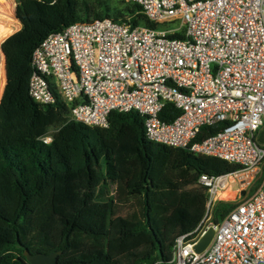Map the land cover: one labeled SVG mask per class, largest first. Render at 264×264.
<instances>
[{"label":"trees","instance_id":"trees-1","mask_svg":"<svg viewBox=\"0 0 264 264\" xmlns=\"http://www.w3.org/2000/svg\"><path fill=\"white\" fill-rule=\"evenodd\" d=\"M16 1L22 28L1 45L0 264H30L26 251L60 253L59 264H173L176 240L207 213L205 194L185 187L237 166L150 141L135 111L113 112L107 128L91 127L71 121L63 102L41 106L29 93L33 53L50 34L104 19L156 25L139 5L121 0ZM180 113L168 104L160 117L172 121ZM223 127L203 128L196 141ZM263 133L256 135L261 147ZM50 134L47 145L41 138ZM206 159L225 162L226 170L206 166ZM259 184L260 177L252 190ZM241 201H219L213 221L220 223ZM126 202L135 210L121 216Z\"/></svg>","mask_w":264,"mask_h":264},{"label":"built area","instance_id":"built-area-1","mask_svg":"<svg viewBox=\"0 0 264 264\" xmlns=\"http://www.w3.org/2000/svg\"><path fill=\"white\" fill-rule=\"evenodd\" d=\"M121 1L139 5L156 27L104 19L50 34L32 56L30 96L41 106L63 102L71 121L91 127L135 111L150 141L236 165L199 177L207 213L176 240L173 264H264V146L256 142L264 128V0ZM168 104L181 113L163 121ZM218 124L221 131L196 141ZM228 190L234 197L222 198ZM237 200L213 221L219 201ZM211 228L210 245L197 252Z\"/></svg>","mask_w":264,"mask_h":264},{"label":"bare ground","instance_id":"bare-ground-1","mask_svg":"<svg viewBox=\"0 0 264 264\" xmlns=\"http://www.w3.org/2000/svg\"><path fill=\"white\" fill-rule=\"evenodd\" d=\"M15 0H0V15L6 17L8 22L0 23V98L3 92L4 78H3V62L4 57L1 50L2 43L7 40L10 36L15 33V30L12 27V23H18L19 20L15 19ZM14 26V25H13ZM222 198H227L229 196L234 197L228 190L227 192L221 193Z\"/></svg>","mask_w":264,"mask_h":264},{"label":"rangeland","instance_id":"rangeland-1","mask_svg":"<svg viewBox=\"0 0 264 264\" xmlns=\"http://www.w3.org/2000/svg\"><path fill=\"white\" fill-rule=\"evenodd\" d=\"M15 2H16V4H15V11H14V16H15V19L16 20H18L17 18H16V7H17V1L15 0ZM5 22H8V19L6 20V17H4V16H2V15H0V23H5ZM14 25V26H13ZM173 26V25H172ZM12 27H13V29L15 30V33H17L18 31H20L21 30V28H22V25H21V23L20 22H16V23H12ZM162 27H165V26H162ZM14 33V34H15ZM13 34V35H14ZM11 37V36H10ZM6 41V40H5ZM4 41V42H5ZM3 42V43H4ZM55 132V134H58L57 133V131H54ZM262 137L264 138V133L262 134ZM205 162V165L206 166H208V165H210V167L211 168H214V167H217L216 165H215V163H217V164H223V163H225V162H223V161H217V160H205L204 161ZM216 170H218V171H225L226 170V168H225V164H223V166H221V167H219V168H217ZM184 190H192V191H198V192H202L199 188H198V186L197 185H194V184H192V185H189L188 187H185V189ZM230 191V193L232 194V195H234L232 192H231V190H229ZM135 210V206H134V204H132V202H126V203H123V204H120L119 205V208H118V214L119 215H121V216H128L129 214H131L133 211Z\"/></svg>","mask_w":264,"mask_h":264},{"label":"water","instance_id":"water-1","mask_svg":"<svg viewBox=\"0 0 264 264\" xmlns=\"http://www.w3.org/2000/svg\"><path fill=\"white\" fill-rule=\"evenodd\" d=\"M2 50V48H1ZM3 53V50H2ZM4 54V53H3ZM245 195V192L242 193ZM214 229L211 228L207 234L201 239L200 243L196 246L197 252H203L207 249L210 245L213 237H214ZM60 253H53V254H31L30 252L26 251L25 256L30 264H59L58 256Z\"/></svg>","mask_w":264,"mask_h":264},{"label":"crops","instance_id":"crops-1","mask_svg":"<svg viewBox=\"0 0 264 264\" xmlns=\"http://www.w3.org/2000/svg\"><path fill=\"white\" fill-rule=\"evenodd\" d=\"M199 188V187H198ZM200 190H201V188H199ZM203 193H204V191L203 190H201Z\"/></svg>","mask_w":264,"mask_h":264}]
</instances>
